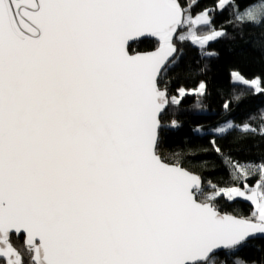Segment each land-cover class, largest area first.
Returning <instances> with one entry per match:
<instances>
[{
    "label": "snow or ice",
    "instance_id": "6c2138e0",
    "mask_svg": "<svg viewBox=\"0 0 264 264\" xmlns=\"http://www.w3.org/2000/svg\"><path fill=\"white\" fill-rule=\"evenodd\" d=\"M198 0H0V259L3 264H264V161L240 163L216 142L236 130L264 137L247 121L214 134L230 182L207 188L199 174L158 151L162 116L206 84L169 95L165 73L176 41L202 50L226 33ZM235 20L264 27V0ZM145 39L154 48L139 51ZM235 83L255 93L233 72ZM227 110L229 105L226 103ZM264 121V114L261 116ZM254 180L253 183L249 181ZM241 198L247 215L221 211ZM23 238L22 246L13 240ZM223 259H219L220 257Z\"/></svg>",
    "mask_w": 264,
    "mask_h": 264
},
{
    "label": "trees",
    "instance_id": "16d2710c",
    "mask_svg": "<svg viewBox=\"0 0 264 264\" xmlns=\"http://www.w3.org/2000/svg\"><path fill=\"white\" fill-rule=\"evenodd\" d=\"M186 0H182L185 3ZM238 8L229 5L223 11L210 13L212 24L217 30L223 28L226 35L214 42H209L204 51L215 53L213 56L202 55L199 46L191 41H176L177 53L175 64L165 73L164 82L168 85L169 95H177V89H195L200 82L206 84V94L202 97L187 95L179 106L170 107L162 116V123L168 124L172 119L180 122L179 128H165L161 133L158 151L167 160H173L175 154H180L182 166L199 174L207 188V182L212 181L219 186H227L230 182L228 170L222 165L221 157L212 150L210 141L213 133L207 135L194 133L192 130L200 127L210 130L225 120L235 124L247 121L252 127L258 128L264 122V91L255 93L253 89L243 84L233 83L232 72L237 71L246 78H260L264 89V27H253L251 24H241L235 20L237 11H243L248 5L258 3V0H234ZM216 0H198L192 8V15L206 8H214ZM154 41L145 39L133 45L139 51L152 50ZM229 105L226 110L225 104ZM221 150L240 163L264 161V137L259 135H244L233 130L225 137H216ZM254 180L249 181L253 183ZM222 212L234 215H247L250 204L241 199L229 202L220 200ZM23 238L14 239L16 247L22 246ZM259 243L264 248V242ZM264 251H258L250 246L241 253V258L247 261H259ZM220 257L219 259H223ZM215 264H219L216 260ZM231 264V261L228 262Z\"/></svg>",
    "mask_w": 264,
    "mask_h": 264
},
{
    "label": "rangeland",
    "instance_id": "374dc122",
    "mask_svg": "<svg viewBox=\"0 0 264 264\" xmlns=\"http://www.w3.org/2000/svg\"><path fill=\"white\" fill-rule=\"evenodd\" d=\"M244 10H245V9H244ZM244 10H243V11H244ZM243 11H241V12H243ZM198 13H199V12H198ZM196 14H197V13H196ZM196 14H193V16H195ZM233 72L238 73L237 71H233ZM233 72H232V73H233ZM238 74H239L241 77H243V78H245V79H247V80H249V81H251L252 79H254V78H251V79L246 78V77L242 76L240 73H238ZM255 78H256V77H255ZM231 80H232L233 83H235L234 80H233V78H231ZM196 88H197V87H196ZM184 89H185V88H184ZM186 90H190V89H186ZM177 95H178V93H177ZM225 121H229V120H225ZM225 121H224V122H225ZM224 122H223V123H224ZM223 123H222V124H223ZM237 199H241V198H237ZM241 200H242V199H241Z\"/></svg>",
    "mask_w": 264,
    "mask_h": 264
},
{
    "label": "flooded vegetation",
    "instance_id": "af4514ba",
    "mask_svg": "<svg viewBox=\"0 0 264 264\" xmlns=\"http://www.w3.org/2000/svg\"><path fill=\"white\" fill-rule=\"evenodd\" d=\"M0 264H3V260L2 259H0Z\"/></svg>",
    "mask_w": 264,
    "mask_h": 264
}]
</instances>
